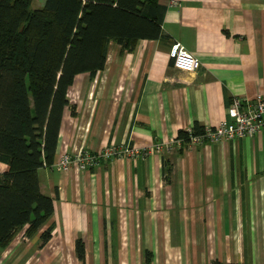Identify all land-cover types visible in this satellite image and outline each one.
<instances>
[{
	"label": "crops",
	"instance_id": "1",
	"mask_svg": "<svg viewBox=\"0 0 264 264\" xmlns=\"http://www.w3.org/2000/svg\"><path fill=\"white\" fill-rule=\"evenodd\" d=\"M160 2L167 37L140 39L132 51L111 41L103 69L75 76L54 163L112 144L146 153L102 160L93 170L40 168L54 213L32 236L27 226L19 230L0 264H147L146 250L148 264H170L180 250L185 264L212 257L264 264V133L175 142L195 122L229 120L234 97H264V0ZM175 41L201 60L198 70L174 66ZM156 143L162 151H145ZM7 168L0 162V173Z\"/></svg>",
	"mask_w": 264,
	"mask_h": 264
},
{
	"label": "trees",
	"instance_id": "2",
	"mask_svg": "<svg viewBox=\"0 0 264 264\" xmlns=\"http://www.w3.org/2000/svg\"><path fill=\"white\" fill-rule=\"evenodd\" d=\"M32 1L0 0V162L8 165L0 173V252L19 230L27 226L32 236L54 213L39 169L55 161L75 76L103 69L111 41L132 51L140 39L167 37V7L160 0H46L37 9ZM204 130L195 122L177 138L190 145L191 136ZM170 171L165 168L166 179ZM53 227L42 232V244ZM77 248L82 257L81 239ZM145 254L150 263V250Z\"/></svg>",
	"mask_w": 264,
	"mask_h": 264
},
{
	"label": "built area",
	"instance_id": "3",
	"mask_svg": "<svg viewBox=\"0 0 264 264\" xmlns=\"http://www.w3.org/2000/svg\"><path fill=\"white\" fill-rule=\"evenodd\" d=\"M170 56L176 68L185 71L198 70L202 62L181 42L175 41L170 48ZM230 119H224L216 126L205 127L204 132L191 136V143L198 144L206 141L233 140L240 137H252L264 133V97L258 96L253 101H245L240 97H234L228 108ZM191 130V129H190ZM182 145V140H175ZM163 144L156 143L146 149L149 153L162 151ZM142 148L127 144H112L98 151L77 150L73 153H64L61 158L53 164L62 171H69L73 166L81 170H93L102 160L115 157L139 156L145 154Z\"/></svg>",
	"mask_w": 264,
	"mask_h": 264
},
{
	"label": "rangeland",
	"instance_id": "4",
	"mask_svg": "<svg viewBox=\"0 0 264 264\" xmlns=\"http://www.w3.org/2000/svg\"><path fill=\"white\" fill-rule=\"evenodd\" d=\"M45 2H46V0H33L32 4H31V8L32 9L42 8L45 5ZM179 245L181 246V248L183 247L182 244H179ZM182 251L180 250V251L177 252L178 255H179V258L174 260L175 263H174L173 260H171L170 264H185L186 263L184 261L185 255H184V253ZM188 260H186V261H188ZM214 260H215V257L209 258V264H213Z\"/></svg>",
	"mask_w": 264,
	"mask_h": 264
}]
</instances>
